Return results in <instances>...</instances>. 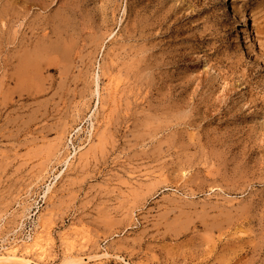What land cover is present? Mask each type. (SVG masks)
Wrapping results in <instances>:
<instances>
[{
    "label": "rangeland",
    "instance_id": "1",
    "mask_svg": "<svg viewBox=\"0 0 264 264\" xmlns=\"http://www.w3.org/2000/svg\"><path fill=\"white\" fill-rule=\"evenodd\" d=\"M230 1L0 0V264H264V0Z\"/></svg>",
    "mask_w": 264,
    "mask_h": 264
},
{
    "label": "bare ground",
    "instance_id": "2",
    "mask_svg": "<svg viewBox=\"0 0 264 264\" xmlns=\"http://www.w3.org/2000/svg\"><path fill=\"white\" fill-rule=\"evenodd\" d=\"M221 3H222L223 7H227V8H230L232 10L231 15L233 17V20L235 22H237V20H238L237 17L238 16H237L236 12L234 11V9L231 8V1L230 0H221ZM238 26H239L238 27L239 30L247 32V36L248 37H246L245 39H246V42L250 43V36H251V33H252V25H251L250 16H247L242 22L238 23ZM254 58H255L256 62H258L260 64H264V62H262L261 59L258 58L257 56H254ZM38 236H37V238H34V243L31 246V248L40 247L38 252H40L41 254H45L46 253L45 248H42V245H41L42 242L40 241L42 239V235L39 234ZM28 248H30V246ZM15 253L16 252H11V254H8V255L11 256V257H16Z\"/></svg>",
    "mask_w": 264,
    "mask_h": 264
}]
</instances>
